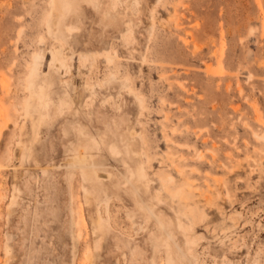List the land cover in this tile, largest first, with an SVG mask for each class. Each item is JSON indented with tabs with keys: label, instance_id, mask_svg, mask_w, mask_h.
<instances>
[{
	"label": "rangeland",
	"instance_id": "obj_1",
	"mask_svg": "<svg viewBox=\"0 0 264 264\" xmlns=\"http://www.w3.org/2000/svg\"><path fill=\"white\" fill-rule=\"evenodd\" d=\"M71 1L53 33L51 0H0V264H90L88 250L92 264H167L165 248L154 250L160 231L124 183V154L111 150L127 140L190 158V206L159 204V176H179L157 158L144 164L154 181L143 196L172 223L180 264H264V0ZM44 83L50 100L39 109L33 91ZM67 93L81 99L59 114ZM79 124L102 144L100 186L117 193L100 251L98 208L83 171L67 166Z\"/></svg>",
	"mask_w": 264,
	"mask_h": 264
},
{
	"label": "bare ground",
	"instance_id": "obj_2",
	"mask_svg": "<svg viewBox=\"0 0 264 264\" xmlns=\"http://www.w3.org/2000/svg\"><path fill=\"white\" fill-rule=\"evenodd\" d=\"M71 3H72L71 0H51V6L48 9L49 16H50V18H48V27L50 28V30L53 33H54V30H53V27L51 24L52 17L57 12V17H56L55 23H59V24L62 23L63 18L69 13V9L71 8ZM74 3H75V0H74ZM60 30L61 29H58V31L55 33L57 38L60 37V33H61ZM61 57H62V49L54 47L52 49V64H56V62H58ZM32 75H35V73H32ZM122 85L126 86L127 82H122ZM46 88H47V84L44 83V84H41V86H39L38 90L33 91V95L35 96L36 102H37L36 105L39 106V109L42 107L46 108L49 105L50 97H49V92L47 91ZM80 97H81L80 95H74L73 96L70 93H67L65 97H62L58 101V103L55 107V109H57L56 110L57 113L61 114L65 108L72 107V105H74L80 101V99H81ZM140 101L142 103L141 98H140ZM28 105H30V102L28 103ZM39 113H40L39 118H42L41 115L43 116L44 113H42L41 111H39ZM76 128H77V134H78L77 135L78 143L74 147L72 154L68 157L67 166L70 168V175H72V173L74 172L75 169H80L81 171H83L82 173L84 174V180L82 182V186L84 188L86 202L89 203L91 210L94 209L95 205L98 208L97 218L93 219V231L95 234V239H94L95 240V242H94L95 250L100 251L102 248L103 239L107 233V228L109 226V223L111 224L110 210H109V204H110V200L112 198L111 194H112V192L114 193V195L117 193L115 191H113L112 189H106L105 187L102 188V186H100L102 179H101V174H100L99 170H97V168H96L97 158H95V154H96V151H100L102 149L101 142H99L97 139H95L93 137L88 136L86 134L87 132L85 131V128L83 127V125L79 124ZM33 129H34L35 136L38 135L39 123L36 122L35 119L33 120ZM186 132H187V134L189 133L188 130H186ZM135 133L136 132L133 130L132 136H134ZM184 136H187V135H184ZM183 139H185V137L177 136V139L174 141V143L177 144V147L181 150H182V148H181L182 146H184V148H186L185 146L189 147L188 143L182 141ZM142 144H145L144 139L142 141ZM111 150L115 154H122V155L124 154L123 158L125 159V162L128 165V174L124 178V183L127 184L128 188H131L133 190L135 201L139 205L140 209L143 210L145 219H147L148 221L154 220L155 226L160 231V233L155 235V237L153 239L154 245H155L154 250H156V251L158 250V252H159L161 250V248L164 247L165 251L168 253L167 264H180V262L177 260V258L174 256V253H173V246L172 245L174 244L173 242L175 241V239H173V237H172V232H173L172 229L173 228L170 226L172 223L168 224V222H166L164 219H162L160 214H158V212L155 210V205L157 203L153 200L154 198L146 201V198H144V196H143V194H144L143 191L145 192V190H147L150 187L151 183L154 181V179H152L150 177V175H149L144 164H145V158L148 161L152 160L153 158L154 159L157 158L159 160V162H161V164L165 163L169 170L175 171L177 173V175L179 176L178 180H176V179L174 180V177L172 174H168L167 178H165L163 176H159V178L157 179L158 180L157 185L160 186L161 191L166 192V194L163 193L164 196L161 194L163 197L160 196V194H157V196H155V197H157V202L159 204L162 202L168 201V199H169L171 202H176V203L182 202V203H187L186 205H189V203H190V202L188 203V200L190 199L189 190H191L190 188L192 187V183L190 181H192V180H190V173H189V171L186 170V168L192 167V165L190 164V161H189L190 158L188 156H186L184 154V152H182V154H180L179 156H175L176 153H172V152H169L167 154L163 153L160 157H158V155H160V153L152 156L150 154V151H148V149H146L144 145L140 146L137 144V142H133V140H127L124 143V145H122V146H120L118 143H114L111 146ZM211 151H212V153L208 159V162L215 163L216 157H215L214 151L213 150H211ZM195 156H197L198 159H202V158H204L205 154L199 150L195 153ZM129 160H130V162H128ZM194 169H196V168L194 167ZM191 170H193V168ZM92 174L95 176V181L99 182L100 184H93V183L91 184V183L87 182V180H86L87 177H89ZM104 177H106L107 179L110 180V179H112V174L110 172H108V173H106V175H104ZM191 179H193V178H191ZM144 188H145V190H143ZM180 188H181V190H178ZM146 192H148V191H146ZM209 195H210V193H209ZM146 196L149 197V195H147V194H146ZM150 198H151V196H150ZM207 202H209V201H207ZM103 203H105L104 207L102 205ZM165 203L167 204L168 202H165ZM167 205L171 206V203H168ZM189 206H187V207H189ZM171 207H174V205L172 204ZM178 209H179V207H178ZM189 209H190V207H189ZM173 210L175 211V212L173 211L174 214L179 213L178 211H176V208H174ZM186 210H188V208ZM186 210H184V211H186ZM105 212H107V216L104 215ZM188 213H190V212L188 211ZM165 214H164V216H165ZM183 214H184V212H183ZM183 214H181V215H183ZM129 216L131 218H134L133 214L129 213ZM179 216L177 214L176 218L178 217V219H180ZM187 218L189 219L190 217H187ZM195 218L196 217H194V219ZM170 219H171V216H170ZM192 219H193V217H192ZM194 219H193L192 223L196 220V219L195 220ZM183 223H185V221ZM183 223L180 222L179 227H178L179 229L182 228L183 230H185V228H184L185 225L192 224L191 222H189L190 224H188L187 222H186L187 224L186 223L183 224ZM194 223H196V222H194ZM192 226H194V225H191L190 228H188V229H190L189 230L190 232L192 231L191 230ZM181 232H183V231H181ZM187 234L186 235L184 234V236H187ZM186 241H187L186 243L189 247L188 251L190 252L191 246H189V245L190 244L192 245V241L189 244H188L187 239H186ZM182 253H184V251ZM191 253L193 255V252H191ZM155 254H156V252H155ZM185 255H187V254H185ZM93 256H94V254L90 250H88L87 251V257L90 261V264L93 263V260H92Z\"/></svg>",
	"mask_w": 264,
	"mask_h": 264
}]
</instances>
